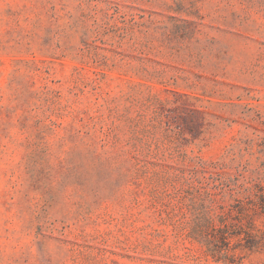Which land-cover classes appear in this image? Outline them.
I'll return each mask as SVG.
<instances>
[{
    "label": "rangeland",
    "instance_id": "1",
    "mask_svg": "<svg viewBox=\"0 0 264 264\" xmlns=\"http://www.w3.org/2000/svg\"><path fill=\"white\" fill-rule=\"evenodd\" d=\"M263 198L264 0H0V264H264Z\"/></svg>",
    "mask_w": 264,
    "mask_h": 264
},
{
    "label": "trees",
    "instance_id": "2",
    "mask_svg": "<svg viewBox=\"0 0 264 264\" xmlns=\"http://www.w3.org/2000/svg\"><path fill=\"white\" fill-rule=\"evenodd\" d=\"M261 208L263 210L264 213V198L261 201ZM241 234H244V240H245V247L251 249L253 247L256 246L257 241H256V236L251 233V231H245L242 228H238L236 227L235 230H230L226 227L224 228H219L216 231V236L219 237V239L221 241H226L228 238H230L231 236H239Z\"/></svg>",
    "mask_w": 264,
    "mask_h": 264
}]
</instances>
